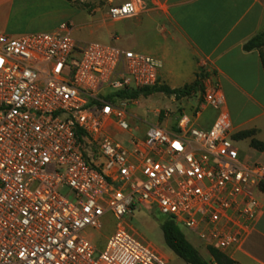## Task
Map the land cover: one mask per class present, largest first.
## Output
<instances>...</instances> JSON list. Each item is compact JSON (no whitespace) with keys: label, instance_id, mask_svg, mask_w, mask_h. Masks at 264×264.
I'll return each mask as SVG.
<instances>
[{"label":"built area","instance_id":"2783aa9c","mask_svg":"<svg viewBox=\"0 0 264 264\" xmlns=\"http://www.w3.org/2000/svg\"><path fill=\"white\" fill-rule=\"evenodd\" d=\"M140 13L127 2L109 19ZM73 31L0 34V264H166L129 232L137 207L157 208L208 250L242 244L261 213L264 166L243 161L218 83L204 76L190 95L200 93L196 115L217 113L211 129L182 113L174 130L147 124L137 136L136 100L110 98L161 85L160 61ZM107 216L115 231L94 259L87 231Z\"/></svg>","mask_w":264,"mask_h":264},{"label":"crops","instance_id":"0c3cea01","mask_svg":"<svg viewBox=\"0 0 264 264\" xmlns=\"http://www.w3.org/2000/svg\"><path fill=\"white\" fill-rule=\"evenodd\" d=\"M127 2L137 3L139 16L111 21L109 9ZM66 10L87 14L91 22L115 28L109 31V40L116 47L143 50L159 60L160 82L171 89L191 85L199 76L217 82L231 119L232 135L254 131L252 138L264 145V48L244 49L264 33V0H0V33L55 32L58 26L44 23L50 15ZM22 20L29 24L17 25ZM126 21L131 22L130 27L116 28ZM171 101L179 107L174 111L169 105L163 110V128L174 130L182 113L191 116L198 129L213 126L217 117L213 109L195 113L200 93L178 101L172 96ZM130 116L132 124L142 125L138 132L144 137L148 123L132 113ZM252 138L237 140L245 144L242 159L249 165L264 166V149L252 148ZM259 201L261 213L249 236L242 244L221 252L235 264H264V194Z\"/></svg>","mask_w":264,"mask_h":264},{"label":"rangeland","instance_id":"374dc122","mask_svg":"<svg viewBox=\"0 0 264 264\" xmlns=\"http://www.w3.org/2000/svg\"><path fill=\"white\" fill-rule=\"evenodd\" d=\"M13 20V19H12ZM90 16L87 14H74L70 10H66L61 13H54L50 15L49 19L46 20L44 24L56 25L58 26L62 23H72L74 25V31L72 33V38L81 43H101L105 45H115L110 42L109 31H113L101 23H94L90 21ZM94 20V19H93ZM27 21V22H26ZM21 21L17 25L27 26L29 24L28 20ZM2 22V21H1ZM0 22V23H1ZM12 23L14 21H11ZM131 22H123L116 25V28H128ZM1 34V33H0ZM32 34V33H30ZM26 35V34H22ZM20 36V35H19ZM128 41V40H127ZM129 42V41H128ZM145 55L148 53L143 52V50H133ZM150 56V55H149ZM172 97L165 96L164 94L157 93L151 95L147 98H139L136 100L134 106L130 105L128 107L129 113L140 117L143 121L150 125H164L163 110L167 109V106L171 105V110L176 111L178 109V104L172 103ZM178 101V100H177ZM134 125V124H133ZM134 127L141 128L142 125H134ZM147 125L145 126L146 129ZM135 135H143L142 132L136 131ZM118 140H122L120 136H117ZM238 146L241 149L245 148V144L239 143ZM62 195H67L69 193L68 188H63L60 190ZM69 200L73 201L72 195L69 196ZM167 217L160 214L157 208H140L137 207L133 210L132 214L126 218V223L129 232L145 246L149 247L156 254L165 259L166 264H187L183 259L178 257L166 244L161 225L166 221ZM115 221L111 216H107L104 219L103 227L100 231L94 229H89L87 231L88 238L92 241L96 248L93 258L97 259L100 252H102L105 247L109 237L115 231ZM181 232L184 234L185 238L193 245V247L199 252L200 256L208 261H212V257L209 250L206 248L205 244L200 240L197 233L180 227ZM168 257V258H167Z\"/></svg>","mask_w":264,"mask_h":264},{"label":"trees","instance_id":"16d2710c","mask_svg":"<svg viewBox=\"0 0 264 264\" xmlns=\"http://www.w3.org/2000/svg\"><path fill=\"white\" fill-rule=\"evenodd\" d=\"M70 1V0H68ZM264 48V33L256 36L251 41H249L245 46V51L261 50ZM204 76H199V78L191 85L185 86L181 89H171L170 87L161 84L153 88H145L140 90H130L121 91L115 93L110 101H115L117 99H139L141 97L147 98L151 95L161 93L169 97H175L180 100L194 92L203 91L202 79ZM255 135L254 131L242 132L234 137L235 140H245L252 138ZM251 147L257 150H263L264 145L255 139H251ZM165 242L167 246L181 259H183L187 264H235L230 260L225 254L215 250L209 249V253L212 257V261L208 262L204 260L199 252L193 247V245L185 238L184 234L181 232L180 227L170 218L161 225Z\"/></svg>","mask_w":264,"mask_h":264}]
</instances>
